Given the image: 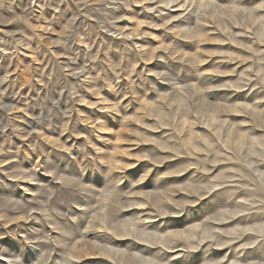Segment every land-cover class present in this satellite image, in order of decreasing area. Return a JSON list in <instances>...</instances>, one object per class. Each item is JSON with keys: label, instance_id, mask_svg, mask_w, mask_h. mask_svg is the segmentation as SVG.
<instances>
[{"label": "rangeland", "instance_id": "obj_1", "mask_svg": "<svg viewBox=\"0 0 264 264\" xmlns=\"http://www.w3.org/2000/svg\"><path fill=\"white\" fill-rule=\"evenodd\" d=\"M0 264H264V0H0Z\"/></svg>", "mask_w": 264, "mask_h": 264}]
</instances>
